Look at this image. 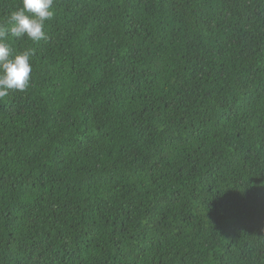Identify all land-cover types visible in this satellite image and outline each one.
I'll list each match as a JSON object with an SVG mask.
<instances>
[{"label": "trees", "instance_id": "obj_1", "mask_svg": "<svg viewBox=\"0 0 264 264\" xmlns=\"http://www.w3.org/2000/svg\"><path fill=\"white\" fill-rule=\"evenodd\" d=\"M53 12L5 38L32 72L0 98V264H264V0Z\"/></svg>", "mask_w": 264, "mask_h": 264}, {"label": "clouds", "instance_id": "obj_2", "mask_svg": "<svg viewBox=\"0 0 264 264\" xmlns=\"http://www.w3.org/2000/svg\"><path fill=\"white\" fill-rule=\"evenodd\" d=\"M54 0H22V7L13 11L6 25H0V98L8 95L9 90L24 91L30 81L32 67L31 51L13 56L5 38L9 31L12 36L25 35L32 41L46 38L45 22L52 18Z\"/></svg>", "mask_w": 264, "mask_h": 264}]
</instances>
